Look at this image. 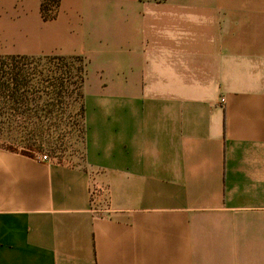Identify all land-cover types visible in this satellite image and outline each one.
I'll use <instances>...</instances> for the list:
<instances>
[{"label":"crops","instance_id":"obj_1","mask_svg":"<svg viewBox=\"0 0 264 264\" xmlns=\"http://www.w3.org/2000/svg\"><path fill=\"white\" fill-rule=\"evenodd\" d=\"M11 56L8 106L46 108L51 58L109 95L80 164L0 146V264H264V0H0Z\"/></svg>","mask_w":264,"mask_h":264},{"label":"rangeland","instance_id":"obj_2","mask_svg":"<svg viewBox=\"0 0 264 264\" xmlns=\"http://www.w3.org/2000/svg\"><path fill=\"white\" fill-rule=\"evenodd\" d=\"M86 63V60L77 57L43 61L41 83L51 95L41 104L47 108L50 106L53 113H45L44 108L40 114L27 116L9 110L12 127L8 134L6 132L2 135L0 132V146L47 154L59 163L80 164L85 153V125L81 111L84 106L83 97L85 102L92 103L98 101L97 98L109 95L101 90L95 91L94 83L100 76L94 62H90L87 71ZM83 69L84 73L81 74ZM86 72L87 80L83 89L82 76L86 77ZM35 83L38 80H31L29 86ZM62 90L66 93L59 96ZM114 97L117 98V95ZM4 101L6 99L0 98V104ZM13 108V105L8 106V109Z\"/></svg>","mask_w":264,"mask_h":264},{"label":"trees","instance_id":"obj_3","mask_svg":"<svg viewBox=\"0 0 264 264\" xmlns=\"http://www.w3.org/2000/svg\"><path fill=\"white\" fill-rule=\"evenodd\" d=\"M44 11H46V8H43ZM18 57L11 56V57H0V98H3L4 101L3 103L0 104V132L5 134L10 131L12 127V122L10 120V111L13 110L15 111L18 115H26L30 116L32 113H35V110L28 108V107H19V108H13V109H8V95L9 97H13V94H18V96L21 99H25L24 94L27 91V86L29 85V80L27 73L23 72V68L18 66L16 64V59ZM61 59V58H58ZM84 73V69L81 70V74ZM86 77L82 76V86L84 85ZM64 89V88H63ZM67 91V90H66ZM21 92V93H20ZM63 93H66L65 91L59 92V96H62ZM23 95V96H21ZM23 97V98H22ZM54 110L50 106L44 110L45 113L51 114L53 113ZM81 111L85 113V108L84 106L81 108ZM38 110H36V113ZM31 125V124H30ZM33 125V124H32Z\"/></svg>","mask_w":264,"mask_h":264},{"label":"built area","instance_id":"obj_4","mask_svg":"<svg viewBox=\"0 0 264 264\" xmlns=\"http://www.w3.org/2000/svg\"><path fill=\"white\" fill-rule=\"evenodd\" d=\"M43 161H50V157L47 154H43ZM108 188L101 184H92L90 188V205L94 212L105 213L109 211V197Z\"/></svg>","mask_w":264,"mask_h":264}]
</instances>
